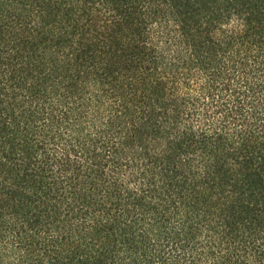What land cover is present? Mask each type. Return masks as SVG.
<instances>
[{
  "label": "trees",
  "instance_id": "trees-1",
  "mask_svg": "<svg viewBox=\"0 0 264 264\" xmlns=\"http://www.w3.org/2000/svg\"><path fill=\"white\" fill-rule=\"evenodd\" d=\"M0 264H264V0H0Z\"/></svg>",
  "mask_w": 264,
  "mask_h": 264
}]
</instances>
